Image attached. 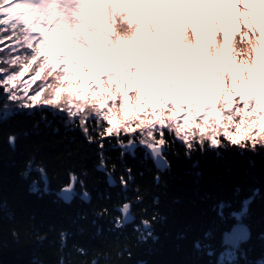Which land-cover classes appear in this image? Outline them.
<instances>
[{
	"label": "trees",
	"instance_id": "16d2710c",
	"mask_svg": "<svg viewBox=\"0 0 264 264\" xmlns=\"http://www.w3.org/2000/svg\"><path fill=\"white\" fill-rule=\"evenodd\" d=\"M206 64L200 57L198 66ZM179 65L164 61L160 70L152 63L148 67L162 72L164 89L173 79L176 95ZM97 68L94 64L91 79ZM2 105L0 100V264H60L61 259L64 264H264V148L246 150L229 142L189 156L177 139L162 152L167 166L159 169L147 148L121 149L113 141L104 151L108 168L98 170L97 145L66 124L64 113L51 106ZM12 133L14 147L8 142ZM125 167L133 177L127 188L119 180ZM70 171L85 181L89 201L80 198L79 184L68 199L58 196ZM126 200L132 201L133 220L117 229L114 218L121 213L113 205ZM104 208L108 215L95 214ZM154 213L144 229L141 220ZM238 223L247 226L249 236L232 248L222 234ZM62 230L67 232L63 244ZM142 232L151 235L141 241Z\"/></svg>",
	"mask_w": 264,
	"mask_h": 264
},
{
	"label": "snow or ice",
	"instance_id": "6c2138e0",
	"mask_svg": "<svg viewBox=\"0 0 264 264\" xmlns=\"http://www.w3.org/2000/svg\"><path fill=\"white\" fill-rule=\"evenodd\" d=\"M187 7L185 4L179 11L169 12V18L175 16L179 24ZM247 11L250 13L251 9ZM164 15L163 9L127 0H0L2 106L13 104L21 110L36 105L51 106L55 113H64L66 124L78 127L88 143L97 145L98 170L108 168L104 151L113 141L121 149H134L139 144L156 154L158 150L166 151L178 139L189 156L208 145L229 142L246 150L264 148V86L258 93L240 91L242 107L236 106L232 98L234 87L218 84L217 79L206 75L203 66L196 64V31H181L177 36L170 20L161 37V30L149 18V30L141 33L143 17ZM156 38H160L159 43L152 45L151 40ZM238 47L236 56L243 57L239 64L224 63L233 70L244 66V79L240 83L251 86L252 73L264 76L261 37L257 35L255 39L238 43ZM223 49V42L210 46L207 59L223 60ZM164 61L179 62L183 68L177 95L171 90L173 79H168L169 89L160 84L162 72L157 70ZM149 63L157 70L149 68ZM94 64L98 66L96 78L87 79L86 91L84 73L93 75ZM215 72L221 80H232L231 72L226 69L217 66ZM101 75L107 79H100ZM210 86H217L219 91ZM189 93L197 97L208 94L210 105L191 98ZM16 138L15 133L8 136L13 147ZM115 169L113 163L106 173L109 178ZM87 174L84 170V175ZM132 178L131 167H125L119 176L121 186L127 188ZM77 184L81 189L80 198L89 201L90 191L75 171L69 172V181L60 190L76 192ZM140 199L137 196L136 201ZM131 204L132 201L126 200L113 205L121 213L114 218L115 228L124 226L132 211ZM95 214L106 216L109 209ZM155 215L141 220L144 229L151 226ZM148 235L151 233L142 232L138 238L143 241ZM66 236L67 232L62 230V244ZM77 250L86 254L84 248ZM60 264H64L63 259Z\"/></svg>",
	"mask_w": 264,
	"mask_h": 264
},
{
	"label": "rangeland",
	"instance_id": "374dc122",
	"mask_svg": "<svg viewBox=\"0 0 264 264\" xmlns=\"http://www.w3.org/2000/svg\"><path fill=\"white\" fill-rule=\"evenodd\" d=\"M127 2L136 5H149L152 8L163 9L164 16H145L141 19V33L149 30L148 19L151 18L155 26L162 30L165 26L168 16V5L169 2L172 6V11H179V7L185 4L188 5L183 11L182 20L179 24L176 23L175 16L171 17V23L175 27V33L178 36L181 31L188 32L191 30L196 31V49L195 55L197 57L196 64L200 63V57L204 58L209 65H199L205 68L206 75L213 74L211 78L217 79L218 84H223L225 87H234L235 92L232 98L234 99L236 106H241L242 103L239 102L238 93L240 91H254L259 92V88L264 86V76H254L252 79V84H241L240 81L244 79V66H238L237 69L233 70L224 61H230L231 63L239 64V60L243 57L236 56V53L240 51L238 43L246 42L249 39H255V36L261 37V52H262V63H264V0H127ZM247 9H251L249 13ZM191 23H188V21ZM253 21L255 22L253 24ZM248 31V35H245V31ZM171 33L169 34V38ZM150 37V32H149ZM227 39H224V38ZM160 38L152 39L151 44L155 45L159 43ZM224 43V58L223 60H208L207 53L210 50V46L216 45L217 43ZM121 47H124L121 45ZM235 49V52L233 51ZM221 67L231 72L232 80L224 81L220 79V75L215 72V67ZM180 69L177 70L181 72L180 77H183V68L179 65ZM249 72L252 70L249 68ZM264 72V68H262ZM86 77L85 88H87V79H91L87 72L84 73ZM102 79H107L104 76ZM179 87L174 88L175 93L178 94ZM217 92L219 91L217 86ZM132 97V92L129 94ZM189 96L193 99L200 100L205 106L210 105L211 99L208 94L203 97H197L192 93ZM208 97V98H206ZM229 98V97H223ZM206 99V100H203ZM203 100V101H202ZM183 102V98L181 101ZM219 107V105H217ZM183 114V110L181 112Z\"/></svg>",
	"mask_w": 264,
	"mask_h": 264
},
{
	"label": "water",
	"instance_id": "95a60500",
	"mask_svg": "<svg viewBox=\"0 0 264 264\" xmlns=\"http://www.w3.org/2000/svg\"><path fill=\"white\" fill-rule=\"evenodd\" d=\"M150 157L154 163V165L159 168H165L167 166L166 160L162 155L163 151L158 150V153L154 154L151 150H148ZM58 196H60L63 199H68L67 193L60 192L58 193ZM133 220V216L130 214L128 218L125 220V222H130ZM249 231L245 224L238 223L233 225L229 231L224 232L222 234V242L225 244L230 245L232 248L236 247V244L238 240L244 241L248 238Z\"/></svg>",
	"mask_w": 264,
	"mask_h": 264
}]
</instances>
